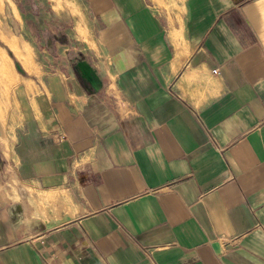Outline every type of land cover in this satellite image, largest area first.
<instances>
[{
	"label": "crops",
	"instance_id": "1",
	"mask_svg": "<svg viewBox=\"0 0 264 264\" xmlns=\"http://www.w3.org/2000/svg\"><path fill=\"white\" fill-rule=\"evenodd\" d=\"M84 6L0 83V264H264V0Z\"/></svg>",
	"mask_w": 264,
	"mask_h": 264
},
{
	"label": "rangeland",
	"instance_id": "2",
	"mask_svg": "<svg viewBox=\"0 0 264 264\" xmlns=\"http://www.w3.org/2000/svg\"><path fill=\"white\" fill-rule=\"evenodd\" d=\"M84 5H89V0H0V83L15 86L20 78L24 80L21 60L30 68L31 54L41 63L50 62L47 39L63 42L70 36L74 24L84 17ZM10 94L0 93V108ZM11 96L13 99L15 93Z\"/></svg>",
	"mask_w": 264,
	"mask_h": 264
}]
</instances>
